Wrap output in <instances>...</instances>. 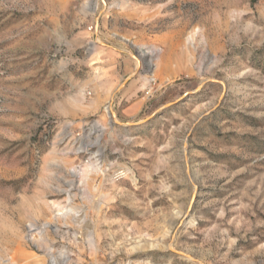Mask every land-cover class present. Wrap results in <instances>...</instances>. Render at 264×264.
<instances>
[{
	"label": "rangeland",
	"instance_id": "374dc122",
	"mask_svg": "<svg viewBox=\"0 0 264 264\" xmlns=\"http://www.w3.org/2000/svg\"><path fill=\"white\" fill-rule=\"evenodd\" d=\"M0 264H264V0H0Z\"/></svg>",
	"mask_w": 264,
	"mask_h": 264
},
{
	"label": "crops",
	"instance_id": "0c3cea01",
	"mask_svg": "<svg viewBox=\"0 0 264 264\" xmlns=\"http://www.w3.org/2000/svg\"><path fill=\"white\" fill-rule=\"evenodd\" d=\"M84 36V35H83Z\"/></svg>",
	"mask_w": 264,
	"mask_h": 264
}]
</instances>
